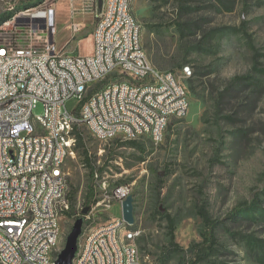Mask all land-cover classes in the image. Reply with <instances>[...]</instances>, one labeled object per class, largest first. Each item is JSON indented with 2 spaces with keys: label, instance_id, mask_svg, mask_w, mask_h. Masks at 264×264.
<instances>
[{
  "label": "rangeland",
  "instance_id": "rangeland-1",
  "mask_svg": "<svg viewBox=\"0 0 264 264\" xmlns=\"http://www.w3.org/2000/svg\"><path fill=\"white\" fill-rule=\"evenodd\" d=\"M105 0H99V5ZM82 0H0V18L21 12L55 10L54 42L62 48L71 38L67 29L71 4ZM132 12L141 24L144 47L153 64L181 75L203 73L204 87L196 77L194 87L202 99L189 93L185 117L172 119L161 143L148 136L139 138L146 151L137 162V149L99 140L83 128L86 145L96 160L100 183L97 196L104 197L103 182L110 194L117 185H127L133 196L134 224L140 231L137 243L145 264H161L160 254L169 243L166 214L177 221L175 241L184 248L202 240L201 206L219 220L217 251L202 264H264V212L250 211L235 219L230 214L239 205L252 202L256 194L264 201V0H131ZM85 24L81 34L64 48L66 53L89 55L96 19L77 16ZM66 25V26H65ZM207 50L197 49L205 33L217 30ZM1 30V29H0ZM243 79L234 81V78ZM235 82V83H234ZM223 93L222 95H220ZM73 111L75 97L66 100ZM43 105L34 109L42 115ZM75 152H77L75 148ZM69 193L76 208L84 203L90 178L79 153L66 162ZM103 170V171H102ZM107 198V197H106ZM264 206V203L262 204ZM88 222L91 227L112 222L122 215V204L111 199ZM161 210V213L159 212ZM245 215V216H244ZM249 216V217H247ZM84 215L60 218L62 249L75 222ZM122 241V234H119ZM176 254L168 264H179Z\"/></svg>",
  "mask_w": 264,
  "mask_h": 264
},
{
  "label": "built area",
  "instance_id": "built-area-1",
  "mask_svg": "<svg viewBox=\"0 0 264 264\" xmlns=\"http://www.w3.org/2000/svg\"><path fill=\"white\" fill-rule=\"evenodd\" d=\"M96 3L82 0L67 24L68 44L85 27L75 19L78 12H92L99 20L89 55L63 52L67 44L57 48L53 7L28 12L0 30V264H56L61 250L50 251V243L61 237L59 218L70 208L66 162L78 151H66V142L74 135L76 145L75 128H86L102 141L139 139L136 130L151 131L158 144L171 120L188 113L184 79L190 67L178 75L153 64L131 1ZM155 75H162V82H155ZM114 76H128L129 84L106 88V79ZM95 88H102L100 99H92ZM72 97L78 104L70 111L65 103ZM40 103L44 112L35 116ZM95 178L99 184L98 171ZM106 188L104 181V197L96 195L80 235L101 204L111 199L122 204L130 195L127 185L110 194ZM54 208H61V216H54ZM127 225L122 215L102 224L85 245L77 244L72 264H145L140 231L125 233ZM115 234H124V242H116ZM45 254H54V262H45Z\"/></svg>",
  "mask_w": 264,
  "mask_h": 264
},
{
  "label": "trees",
  "instance_id": "trees-1",
  "mask_svg": "<svg viewBox=\"0 0 264 264\" xmlns=\"http://www.w3.org/2000/svg\"><path fill=\"white\" fill-rule=\"evenodd\" d=\"M13 15L8 13L0 18V24H2L4 21H7L9 18H11ZM213 30L211 32L205 33L203 35V40H199V44L196 46L197 49L207 50V46L209 43H211V40L213 39L214 35H216V31ZM192 74V73H191ZM203 76L205 74L195 72L193 74L192 78L188 79L187 86L189 89V93H193L198 98H201L200 92L197 91V88L194 87V81H196V77L200 78L203 85V93L206 91V87H204V81ZM243 79L241 77L234 78V81ZM235 83V82H234ZM221 93L220 95H222ZM74 133L76 135V150L78 151L79 155L82 157V161L89 168V175L90 178L94 181V184L89 185L88 190L85 194V200L83 205L84 206H91L93 202L96 201V178H95V172L98 171V167L96 165V160L90 153L87 145L86 140L84 136V131L81 128H75ZM114 142H117L119 146H129L131 148L137 149L140 153V155L137 157L136 161L141 162L144 161V153L146 151V147L144 143H140L138 139L134 140H120L115 139ZM103 171V170H102ZM120 186V185H117ZM264 195V191L262 192ZM264 203L261 194H256L252 202H246L234 209V211L230 214V217L235 219L236 217H242L243 214L248 215L250 214V211L255 210H262L264 212V206L262 205ZM81 212V209L79 210L76 208L75 200L72 199L70 201V208L66 211V215L68 217H72L73 219L77 218ZM159 212L161 213V210L159 209ZM199 216L203 220V229L201 231V237L202 240L199 242H193L191 245H189L187 248L182 247L175 241V229L177 221L174 217H172L170 214H166V219L168 221V228H169V243L164 249L162 250L160 254V261L161 264H168V261L172 259V257L176 254L183 255L180 259L179 264H202L204 262H208L210 257L214 255V253L217 251V245H218V239H217V228L219 227V220H213L209 214V212L205 209V207L201 206L198 210ZM244 215V216H245ZM264 216V214H263ZM249 217V216H247ZM264 255V254H263Z\"/></svg>",
  "mask_w": 264,
  "mask_h": 264
},
{
  "label": "bare ground",
  "instance_id": "bare-ground-1",
  "mask_svg": "<svg viewBox=\"0 0 264 264\" xmlns=\"http://www.w3.org/2000/svg\"><path fill=\"white\" fill-rule=\"evenodd\" d=\"M131 1V0H127ZM104 5H109V0H105ZM25 15L24 12L19 13L18 15L14 16L12 19H16ZM12 21V20H11ZM3 26H0V29ZM95 27H99V20L96 21ZM160 70V69H159ZM155 82H162V75H155ZM115 83L121 84H129V77L128 76H114V79H106V88H113ZM102 97V88H95L92 91V99H100ZM187 113H183V117L186 116ZM142 136H148L152 140L151 131L145 130H136V137L141 138ZM123 140H132V139H123ZM76 145H74V135H67V142H66V151L75 152ZM54 216H61V208H54ZM133 225V224H129ZM88 226V225H87ZM60 218H59V233H61L60 229ZM102 230V225H97L91 227L89 229L84 228V235H79L78 238V245H85L86 237H93L95 233ZM137 229L127 227L125 229V233H135ZM60 237H56L55 242L50 243V251H57L61 250L58 245ZM115 241L116 242H124V234H122V241L119 237V234H115ZM45 262H54V254H45ZM111 264H118V262H111Z\"/></svg>",
  "mask_w": 264,
  "mask_h": 264
},
{
  "label": "water",
  "instance_id": "water-1",
  "mask_svg": "<svg viewBox=\"0 0 264 264\" xmlns=\"http://www.w3.org/2000/svg\"><path fill=\"white\" fill-rule=\"evenodd\" d=\"M90 206H84L81 213L82 215L88 214ZM122 217L128 224H134L133 213V196L128 195L122 201ZM82 224L75 222L73 228L66 239L64 248L61 249L56 264H72L77 251V242L81 233Z\"/></svg>",
  "mask_w": 264,
  "mask_h": 264
},
{
  "label": "crops",
  "instance_id": "crops-1",
  "mask_svg": "<svg viewBox=\"0 0 264 264\" xmlns=\"http://www.w3.org/2000/svg\"><path fill=\"white\" fill-rule=\"evenodd\" d=\"M103 4V2H101V4L99 5V0H97V3H96V5L99 7V6H101ZM82 5V4H81ZM70 7V15H71V12H72V10L73 9H76V10H80L81 9V6H75L74 4H71V6H69ZM83 13L82 12H78V14H77V16H81ZM86 14H90V15H92L93 17H94V14L91 12V13H86ZM70 15H69V19H70ZM76 16V17H77ZM75 17V18H76ZM78 21V20H77ZM80 22V21H79ZM82 23V22H81ZM66 26V25H65ZM82 32V31H81ZM81 32H80V34H81Z\"/></svg>",
  "mask_w": 264,
  "mask_h": 264
}]
</instances>
